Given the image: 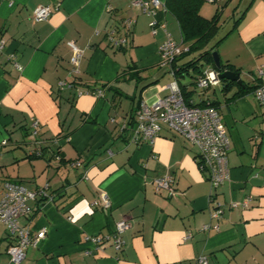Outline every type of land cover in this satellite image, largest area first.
Returning <instances> with one entry per match:
<instances>
[{
    "label": "crops",
    "instance_id": "1",
    "mask_svg": "<svg viewBox=\"0 0 264 264\" xmlns=\"http://www.w3.org/2000/svg\"><path fill=\"white\" fill-rule=\"evenodd\" d=\"M159 1L148 15L132 0H0V185L21 180L48 194L21 218L32 233L46 234L20 264H201L202 255L208 264H264V104L252 91L233 97L238 83L229 91L222 83L200 89V100L218 102L230 138L229 179L216 189L197 148L176 130L164 126L152 143L130 140L139 100L165 96L174 79L160 65L159 46L180 28ZM238 1L232 15L241 12V22L218 49L222 61L240 69L245 88L264 83V0ZM231 2L212 10L204 3L200 12L210 18ZM38 5L52 7L49 19L34 20ZM152 20L159 23L155 34ZM112 37L127 43L116 46ZM70 41L83 50L79 74L70 73ZM190 72L179 76L188 91L194 79L182 77ZM10 165L16 170L6 173ZM165 173L174 176L173 194L155 189ZM248 196L249 206L231 207ZM216 202L220 229L205 230L216 223ZM123 218L132 226L122 250L87 240L110 234ZM13 241L0 224V264H9Z\"/></svg>",
    "mask_w": 264,
    "mask_h": 264
},
{
    "label": "built area",
    "instance_id": "2",
    "mask_svg": "<svg viewBox=\"0 0 264 264\" xmlns=\"http://www.w3.org/2000/svg\"><path fill=\"white\" fill-rule=\"evenodd\" d=\"M208 1L216 2L219 0ZM132 3L148 15H154L160 5L159 0H132ZM52 13L51 6L38 5L33 11V18L36 21L47 20ZM126 24L131 27L133 21L128 19ZM150 26L155 34L159 23L157 20H152ZM161 26L165 27L164 24ZM112 42L116 46H124L127 43V38L112 37ZM68 44L72 51L70 62L73 68L70 73L79 74V63L83 50L73 41ZM186 50L187 47L182 41L177 42L172 34L167 32L166 40L159 46L160 65L167 68L174 79L168 85L169 92L165 96L157 98L152 103L144 100L140 102L136 110V123L131 132L130 140L137 144L152 143L159 136L164 126L176 130L197 148L200 167L206 173L211 188L216 189L229 179L228 152L230 150V138L217 107L209 104H189L184 97L180 82L174 76L172 61ZM259 73L263 74L262 68L259 69ZM218 74L219 72L216 69L206 70L197 80L196 86L201 90H207L220 84L221 79H219ZM65 84L66 82L62 81L61 86ZM252 92L258 102L264 104V83L257 86ZM82 93L84 91L80 90L79 94ZM95 94L102 96V91L97 90ZM38 124L37 120L33 123L36 128ZM174 181L173 174L165 173L154 180L155 189L157 191L166 190L173 194ZM0 188L2 189L0 195V224L7 228L14 240L8 248L9 264H20L26 257V249L30 245H36L46 234L45 228L32 233L29 227L21 223V218L31 213V201L47 197L48 194L46 188L31 189L17 180H6L0 185ZM100 198L104 210H110L112 204L107 194L102 192ZM251 200L252 196H248L240 203L232 201L231 207H238V205L247 207ZM222 213L221 203L216 202L214 209L211 211V219L216 220V223H207L203 225V229L218 231L220 227L217 220L221 218ZM131 226V221L123 218L116 222L110 234L92 235L87 237V240L93 242L99 249L103 248L105 243L110 242L117 251H120L125 246L123 234ZM190 237L191 233H187L184 240H188ZM198 262L208 264L207 257L200 256Z\"/></svg>",
    "mask_w": 264,
    "mask_h": 264
},
{
    "label": "trees",
    "instance_id": "3",
    "mask_svg": "<svg viewBox=\"0 0 264 264\" xmlns=\"http://www.w3.org/2000/svg\"><path fill=\"white\" fill-rule=\"evenodd\" d=\"M204 4V0H165L166 11L170 12L178 21L180 32H181V41L187 47V50L179 54L173 61L172 67L174 69V76L179 81V76L183 75L184 72H189L193 70L194 73H197L193 76V81L191 84H197V80L204 73L203 66L210 65L215 68L213 60V52L217 51L218 45L235 29L238 28L242 15L241 12L238 14L232 15L233 25L232 27L224 34L219 35L223 23L221 22V17L223 10L226 7V4L221 5L217 8L215 14L210 17H204L201 14V7ZM236 17V18H235ZM125 46V45H124ZM121 46V47H124ZM223 70H232L239 72L240 69L230 64L228 62L222 61ZM200 76H199V75ZM77 82L74 80L73 83ZM222 89L224 91H229L233 86H238L235 81L223 79L221 81ZM106 86V85H104ZM182 92L189 104L194 105H213L218 108V102L211 99H201L199 102L195 101L191 96L192 90H187L186 85H181ZM239 90L234 93L233 97H237L246 92L253 91L257 86H246L245 88L240 85ZM144 90V89H143ZM135 99V97H133ZM141 102V99L138 102V106ZM137 106V108H138ZM136 108V110H137ZM132 126L131 132L135 126ZM37 156H43V151L34 152ZM30 157V156H29ZM19 181V180H17ZM23 182V181H19Z\"/></svg>",
    "mask_w": 264,
    "mask_h": 264
},
{
    "label": "rangeland",
    "instance_id": "4",
    "mask_svg": "<svg viewBox=\"0 0 264 264\" xmlns=\"http://www.w3.org/2000/svg\"><path fill=\"white\" fill-rule=\"evenodd\" d=\"M219 1H216V2H209V1H205V5L208 7H210V10L214 9L215 6L217 4H220ZM238 0H232V2L224 9L223 11V14H222V17H221V22L223 23V27L221 28L219 35H222L224 33H226L233 25V18L231 17L233 12H235V6L238 4ZM243 7V3L240 5V8ZM237 13V12H236ZM209 16H212L209 15ZM239 16V15H236V17ZM235 17V18H236ZM173 36L175 37L176 40H181V35H180V32L179 31H174L173 32ZM219 48V47H218ZM217 48V49H218ZM219 52V49L217 50ZM220 53V52H219ZM204 67V66H203ZM193 76H195V73L193 70H191V72L189 74H185L184 77H182V81L185 82V83H190V81L193 80ZM244 79H245V76H244ZM246 80V79H245ZM190 90L193 89V91H191V96L193 97V99L197 102L200 101V95H199V92L201 91L200 88H198L195 84H190V87H189ZM26 147V145H25ZM9 168L6 170V173L7 172H13L16 170V167L10 165L8 166Z\"/></svg>",
    "mask_w": 264,
    "mask_h": 264
},
{
    "label": "water",
    "instance_id": "5",
    "mask_svg": "<svg viewBox=\"0 0 264 264\" xmlns=\"http://www.w3.org/2000/svg\"><path fill=\"white\" fill-rule=\"evenodd\" d=\"M213 60H214L215 68L219 72L218 74L219 79L232 80L240 85L243 84V80L241 79V75L239 72L232 70H223L221 57L218 51L213 52Z\"/></svg>",
    "mask_w": 264,
    "mask_h": 264
}]
</instances>
